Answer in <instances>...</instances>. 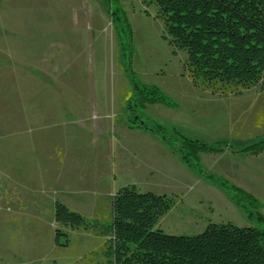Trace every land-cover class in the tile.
<instances>
[{
	"label": "rangeland",
	"instance_id": "obj_1",
	"mask_svg": "<svg viewBox=\"0 0 264 264\" xmlns=\"http://www.w3.org/2000/svg\"><path fill=\"white\" fill-rule=\"evenodd\" d=\"M116 6L114 16L108 0H0V264H112L103 255L105 229L111 198L126 185L174 199L156 226L167 234L195 235L210 222L264 228L163 140L126 120L134 74L177 103L147 105L146 123L243 148L264 140V80L239 95L196 88L157 4ZM222 97H240L247 110L233 117L230 133L220 127L221 105L207 100ZM217 154L201 153L207 172ZM259 161L256 196L264 203ZM57 200L88 219L102 214L101 223L89 231L62 227L70 243L57 247Z\"/></svg>",
	"mask_w": 264,
	"mask_h": 264
},
{
	"label": "trees",
	"instance_id": "obj_2",
	"mask_svg": "<svg viewBox=\"0 0 264 264\" xmlns=\"http://www.w3.org/2000/svg\"><path fill=\"white\" fill-rule=\"evenodd\" d=\"M164 20L170 44L187 53L188 77L196 88L220 96L239 95L264 80V0H153ZM112 14H119L116 0H108ZM117 18L120 19L117 15ZM122 20V18H121ZM123 22V21H122ZM120 32L126 62L131 51ZM132 71V70H131ZM133 74V72H132ZM134 94L127 104V122L163 140L179 153L186 166L224 189L250 219L264 224V203L227 178L207 172L201 153H222L231 147L220 140L207 144L158 122L146 123L149 104L177 106L158 86L140 82L133 74ZM264 85L262 86V88ZM238 152L258 155L264 140ZM167 194L139 191L134 185L118 188L111 198L110 223L103 255L112 264H264V228L210 222L195 235H172L156 228L174 205ZM55 245L67 247L69 234L62 227L92 230L102 214L87 218L57 200Z\"/></svg>",
	"mask_w": 264,
	"mask_h": 264
},
{
	"label": "crops",
	"instance_id": "obj_3",
	"mask_svg": "<svg viewBox=\"0 0 264 264\" xmlns=\"http://www.w3.org/2000/svg\"><path fill=\"white\" fill-rule=\"evenodd\" d=\"M207 100H209L208 102L210 103H214V106L216 107L218 105L220 107L221 105L222 110L220 111V114L222 116V125H220V127L222 128V131L227 133H230L229 131L232 128L233 117L247 111L243 108V101L240 97L209 98ZM209 128L214 129L212 126ZM229 145L231 147L227 148L224 152L215 155L214 159H216V162L215 164L214 162L210 164L211 166L209 167L211 170L208 171L229 179L234 184L242 187L257 197L256 194H259L257 186L261 184V181L259 182L261 179L260 177L263 178L259 167L261 164L259 159L261 158L264 161V151L258 155H250V153L238 152L237 150L241 148H235L232 144ZM242 158L247 159L242 161ZM239 163H242V165L239 166ZM257 198L260 199L259 197Z\"/></svg>",
	"mask_w": 264,
	"mask_h": 264
}]
</instances>
